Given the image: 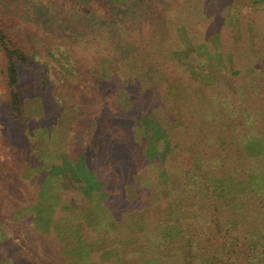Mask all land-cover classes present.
Here are the masks:
<instances>
[{"label": "trees", "instance_id": "1", "mask_svg": "<svg viewBox=\"0 0 264 264\" xmlns=\"http://www.w3.org/2000/svg\"><path fill=\"white\" fill-rule=\"evenodd\" d=\"M263 14L264 0H0V85L11 124L0 144V264H264V156L241 166L239 156L248 133L264 137ZM179 30L192 55L170 60L165 54L185 48ZM197 46L226 60L220 79ZM56 49L73 56V71ZM20 67L44 105L35 124ZM122 90L130 108L119 102ZM158 108L174 127L161 125ZM64 113L76 118L66 146L46 159L31 140L51 139ZM233 182L251 185L242 214L225 197ZM30 207L48 215L49 228L17 218ZM82 207L93 215L76 216ZM136 213L140 226L126 219ZM68 217L73 251L60 239ZM255 232L262 249L250 243Z\"/></svg>", "mask_w": 264, "mask_h": 264}, {"label": "rangeland", "instance_id": "2", "mask_svg": "<svg viewBox=\"0 0 264 264\" xmlns=\"http://www.w3.org/2000/svg\"><path fill=\"white\" fill-rule=\"evenodd\" d=\"M256 2H258V4L262 1V0H255ZM256 5V3H255ZM263 5V4H262ZM262 8V7H261ZM264 15V14H263ZM264 18V17H263ZM228 22L231 23V17H230V13H228ZM232 25V23H231ZM234 26V25H232ZM232 29V28H231ZM232 33L234 34V36H236L235 38H239V35L241 36V30L240 28H238L237 26H234L232 29ZM179 36L180 39L182 41V43L184 44L183 49H179V50H175V51H171L167 54H165L166 58L170 59V60H187L189 59V57L192 55V49L189 48L190 45V41L189 38L187 36V34L185 33V31L183 30H179ZM264 39V36H263ZM196 52H197V56L203 60V58H207L209 65L212 69V76L213 79H217V78H221V76H219V74L224 70L226 71L228 68V63L226 62L225 59L222 58V56H220L218 53H215L213 51H211V49L209 50V48L207 47H202V46H197L196 47ZM55 54H57L58 56H60V62L64 65V67L66 68V70L69 71H73L74 70V58L72 55H68L65 54L62 50H58L57 49L54 51ZM69 56V57H68ZM63 59H62V58ZM65 59V60H64ZM200 60V61H201ZM226 63V64H225ZM111 68L113 70H117L118 66L117 64H114L113 62H111ZM201 67H199L200 69ZM198 69V68H197ZM197 70L198 72L200 70ZM21 70V84H20V90H21V94H22V98L24 100V108H25V115L26 118L28 120V122H30L31 124H35L36 122H39L42 117L43 113V108L44 105L42 107V102L40 101L39 98H36L35 93L32 90L33 85H31V80L29 78V75L27 73V71H25L23 68L20 67ZM229 71H227L228 73ZM183 76V74H182ZM199 76V75H197ZM197 78V77H196ZM196 94H198L199 96L201 95V91H199V89H195ZM117 97L119 99L120 104L125 107V108H130L131 103L129 101L128 95L126 93V91H120L117 93ZM4 89L1 87L0 85V109L1 106L3 107V113L5 114L6 110V105H5V101H4ZM1 113V110H0ZM155 114L157 116V118L159 119V121L161 122V125L164 126L166 129L168 128H172L174 127L176 124H170V122L167 119V116L165 115V113L163 112L162 108H158L155 110ZM75 115H73L72 113H64L62 118L60 119V122L58 123V125L53 126V130H54V135H52L51 139H49V137H45V139L41 138H37V140H35L34 138L31 140L32 144L31 146L33 148L31 149H35L38 151H42L43 153H41V155H43L46 159H48V157H51L52 155H56L58 154L57 151H62L65 148V138H66V132H68L73 123L75 122ZM9 118H8V112H7V118L4 121H1V117H0V144H2V141H7V136L5 133V127L8 125H11L9 122ZM14 132L15 134L19 133V129H22V125H19L18 123H16L14 125ZM18 130V131H17ZM256 130V129H254ZM8 131V136H12L13 134L10 133V130L7 128ZM13 131V130H12ZM17 131V132H16ZM261 133V132H260ZM136 139H139V134L138 132L136 133ZM249 138H244L242 139V144L244 145V150L245 153L244 154H240L239 156H241L242 158H240V166L242 164H248V163H252L255 165V158L259 157V156H264V137L263 136H259V135H252V132L247 134ZM17 136V135H16ZM256 136H259V138H255ZM80 139L82 140V144L84 145V143L86 144V135L82 134V137H80ZM141 142V139H140ZM89 144H93V141H90ZM255 146H258V149H255ZM9 150V149H8ZM260 151V153H258L257 151ZM39 153V152H38ZM237 156V157H239ZM244 161V162H243ZM246 162V163H245ZM13 165L17 168L16 163H13ZM49 163H46L41 166H39L40 171H46L47 167L49 166ZM252 165V166H254ZM238 167V166H236ZM146 175L143 174V178ZM113 179H115V176H113ZM248 185L249 182H247ZM234 184V185H233ZM233 184L229 185L228 188V194H226L225 197H231L234 201V203H232L231 207L233 211L238 210L241 214H242V210L243 209H247L248 204L246 202V200L243 199V194L247 193L249 191V187L251 186H246V184H235L233 182ZM227 188V187H226ZM127 191H128V196L129 198H132L136 195L135 192V188L133 186H127ZM237 196H242V201H236V197ZM256 200V199H255ZM34 211V212H33ZM77 214L76 216H80V217H87V216H92L93 212L91 210H89L86 207H82V209H77L76 210ZM36 213V214H35ZM28 215L32 216V221H33V225H35L36 227H38V229L42 230L43 229H47L50 227L51 224L48 223V215H45L43 210H37L34 207H30L27 208L26 210H24L23 212L17 214V218L23 219V217H27ZM107 220H110L111 218L109 217V215H106ZM103 219V217H102ZM126 219H128L131 224H137V225H141V215L139 213H136L134 215L129 214ZM100 221L101 218H96V221ZM98 221V222H99ZM58 223V222H57ZM106 223H110V222H106ZM55 224V223H54ZM60 227H65L63 230V233L66 234L68 232V237L67 238H60L63 245L70 247L74 246L78 240V238L74 237L71 232H70V226H71V220L69 221V217L64 219V221H61L58 223ZM232 226H234V222L231 221ZM123 226V225H122ZM45 227V228H44ZM123 228V227H122ZM44 231V230H42ZM10 232V231H9ZM79 232V231H78ZM256 234L252 236V239L250 240V243L257 245L259 249H262V245H261V241L258 239L257 232H255ZM80 236V235H79ZM82 236H80L81 238ZM22 245L24 247H28L29 250H32V245L30 244L28 239H20ZM59 243V244H62ZM72 250L74 248H68L66 251ZM264 249V247H263ZM65 251V250H64ZM65 251V253H66ZM184 254L185 255H189V248L188 245H185L183 248ZM237 251V249H235V252Z\"/></svg>", "mask_w": 264, "mask_h": 264}, {"label": "crops", "instance_id": "3", "mask_svg": "<svg viewBox=\"0 0 264 264\" xmlns=\"http://www.w3.org/2000/svg\"><path fill=\"white\" fill-rule=\"evenodd\" d=\"M84 219H87L88 218V216L87 217H83ZM96 218H99L98 216H96L95 218H94V220L96 219ZM101 218V217H100ZM90 221V220H89ZM93 221V220H92ZM99 221V220H98ZM98 221H96V222H98ZM108 255L109 254H104L103 255V257H108ZM105 259V258H104Z\"/></svg>", "mask_w": 264, "mask_h": 264}]
</instances>
